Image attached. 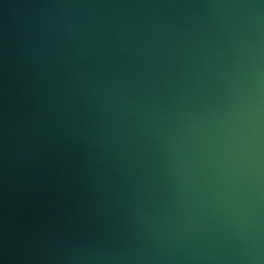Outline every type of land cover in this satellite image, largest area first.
Returning <instances> with one entry per match:
<instances>
[{
	"label": "water",
	"instance_id": "95a60500",
	"mask_svg": "<svg viewBox=\"0 0 264 264\" xmlns=\"http://www.w3.org/2000/svg\"><path fill=\"white\" fill-rule=\"evenodd\" d=\"M0 264H264V0H0Z\"/></svg>",
	"mask_w": 264,
	"mask_h": 264
}]
</instances>
